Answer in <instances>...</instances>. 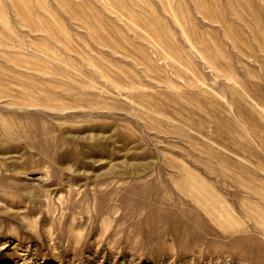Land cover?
Listing matches in <instances>:
<instances>
[{
	"label": "rangeland",
	"instance_id": "374dc122",
	"mask_svg": "<svg viewBox=\"0 0 264 264\" xmlns=\"http://www.w3.org/2000/svg\"><path fill=\"white\" fill-rule=\"evenodd\" d=\"M0 264H264V0H0Z\"/></svg>",
	"mask_w": 264,
	"mask_h": 264
},
{
	"label": "bare ground",
	"instance_id": "6f19581e",
	"mask_svg": "<svg viewBox=\"0 0 264 264\" xmlns=\"http://www.w3.org/2000/svg\"><path fill=\"white\" fill-rule=\"evenodd\" d=\"M247 192V191H246ZM248 193V192H247ZM251 194H254V193H251ZM255 194H257V193H255ZM258 195V194H257ZM254 196V195H253ZM255 197H257V196H255Z\"/></svg>",
	"mask_w": 264,
	"mask_h": 264
}]
</instances>
